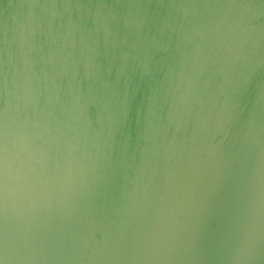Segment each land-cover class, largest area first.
Returning a JSON list of instances; mask_svg holds the SVG:
<instances>
[{
	"label": "water",
	"instance_id": "obj_1",
	"mask_svg": "<svg viewBox=\"0 0 264 264\" xmlns=\"http://www.w3.org/2000/svg\"><path fill=\"white\" fill-rule=\"evenodd\" d=\"M5 107L4 264H264V0H0Z\"/></svg>",
	"mask_w": 264,
	"mask_h": 264
},
{
	"label": "snow or ice",
	"instance_id": "obj_2",
	"mask_svg": "<svg viewBox=\"0 0 264 264\" xmlns=\"http://www.w3.org/2000/svg\"><path fill=\"white\" fill-rule=\"evenodd\" d=\"M233 4V7H239V4L236 3V2H232ZM28 7H37V6H40V7H45V6H48V7H58V6H62V7H72L73 5L71 4H63V5H58V4H39V3H30L27 5ZM76 6H80V5H76ZM87 7H113V6H119V5H105V4H96V5H93V4H88V5H85ZM125 6H135V7H145V4H137V5H125ZM150 7V6H149ZM5 84H6V78H5ZM6 119H7V113H6V107L3 108V109H0V120H2L4 122V127L6 129ZM4 141H5V144H4V151L6 152V134L4 136ZM0 264H4V261L3 260H0Z\"/></svg>",
	"mask_w": 264,
	"mask_h": 264
}]
</instances>
